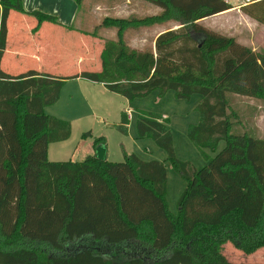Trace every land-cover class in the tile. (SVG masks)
<instances>
[{
  "label": "trees",
  "instance_id": "trees-1",
  "mask_svg": "<svg viewBox=\"0 0 264 264\" xmlns=\"http://www.w3.org/2000/svg\"><path fill=\"white\" fill-rule=\"evenodd\" d=\"M160 11L133 18L104 17L116 30L103 43L100 70L55 76L0 68V264H241L223 246L245 254L264 247V138L233 134L227 93L264 99V53L198 21L229 10L223 0H145ZM77 7L82 0H74ZM56 23L23 0H0V61L10 11ZM264 25V0L241 7ZM175 22L142 50L125 40L129 29ZM81 77L131 101L159 90L175 98L200 95L198 121L186 135L206 164L176 157L169 119L139 111L137 138H150L185 181L177 213L167 204L164 162L124 153L122 161L87 155L49 161L50 143L68 139L69 121L45 113L67 79ZM126 113L118 128L127 131ZM90 135L83 133L82 137ZM224 146L217 151L218 144ZM103 136L93 146H105ZM206 150L214 152L210 156Z\"/></svg>",
  "mask_w": 264,
  "mask_h": 264
},
{
  "label": "rangeland",
  "instance_id": "rangeland-1",
  "mask_svg": "<svg viewBox=\"0 0 264 264\" xmlns=\"http://www.w3.org/2000/svg\"><path fill=\"white\" fill-rule=\"evenodd\" d=\"M159 11V7L145 0H82L77 10L76 19L81 23L80 30L94 36L99 35L105 41L113 39L116 30L114 28L99 26L104 17H144L155 15ZM232 15L207 18L203 21H198V23L221 34L227 36L231 34L239 43L244 45L240 40L245 41V45L256 53H264V25L255 23V27L248 32L243 29L242 25H236L235 19H232ZM230 21L234 22L232 29L229 32H225L227 23ZM237 23L241 24L240 22ZM177 26L175 22H166L165 24L141 27L138 30L129 29L124 34L125 40L130 47L134 46L138 50L140 48L145 49L152 46L153 39L159 31L167 28H176ZM100 44L101 46L103 45L101 42ZM86 68L84 66V69ZM67 95V93H63V98L56 104V107L66 109L68 102L66 99ZM226 95L231 119L235 122V126L231 132L233 134L246 132L251 136L264 138V99L241 96L234 93H227ZM100 98L102 100L101 103H103L101 109H94V111L95 114H104L102 116L105 121H99L100 119L94 117L87 110L85 111L86 117L74 119L71 123L70 139L67 142V144L69 143V151L73 150L77 144L81 147L83 142H93L95 137L103 136L106 141L105 145L108 150L107 160L109 161H122L124 153H136L141 159L145 160L165 158V151L157 147L150 138H137L134 119L130 121V127H127L126 132L118 128L121 122V110H123L125 102H128V105L131 103V108L134 111L133 113L131 112V117L135 119L138 112L142 110L161 115L164 114L169 119V126L173 134V147L178 159L190 161L197 169L206 164L199 151L187 138L185 131L189 124L195 123V120L198 119L195 107L201 98L200 95L194 94L189 100H186L175 98L172 90H168L162 95H159V90H154L149 95L136 97L131 101L121 96H117L113 100L101 96ZM70 106L72 107V104ZM86 132H91L92 138L90 137L91 135L82 137V134ZM223 146L224 142L221 141L217 146V151ZM206 151L210 156L214 155V152ZM76 156L74 157L75 159L78 158L80 160L82 158L80 157L81 155ZM165 165L168 172L167 204L170 212L176 214L177 200L185 187V181L166 160ZM223 253L232 262L264 264V247L257 249L251 254H245L231 243H226L223 246Z\"/></svg>",
  "mask_w": 264,
  "mask_h": 264
},
{
  "label": "crops",
  "instance_id": "crops-1",
  "mask_svg": "<svg viewBox=\"0 0 264 264\" xmlns=\"http://www.w3.org/2000/svg\"><path fill=\"white\" fill-rule=\"evenodd\" d=\"M23 8L25 12L36 10L53 15L57 21L56 23L44 21L39 24L37 29H34L37 25V20L33 16L11 10L7 19L6 46L0 61V68L3 72L10 75H19L28 70H35L55 76H68L81 71L100 70V52L103 47L100 42L103 44L104 40L99 35L94 36L80 30L81 23L76 19L78 7L74 0H23ZM228 14H233L232 19H235L236 25H242L243 29L248 32L255 27V23H258L244 14L241 8L239 10L230 8L207 18ZM233 23V21L227 23L225 32H229L232 29ZM161 32L159 31L155 37ZM228 35L234 37L231 34ZM240 42L244 43V45L246 44L245 41L240 40ZM152 46H154V42H152ZM132 48L135 47L133 46ZM140 50L142 49L140 48ZM84 66L87 68L84 69ZM64 92L68 94V97H66L68 102L66 109H61V107H56V104L62 100ZM100 96L111 100L117 96L123 97L108 90L103 83H97L81 77L70 78L65 81L58 101L45 107L44 111L51 116L69 121L70 125L74 119L86 117V110L91 112L94 117L100 119L99 121H105L102 116L104 114H95L94 111V109H101L103 103H101ZM71 104L72 107L70 106ZM121 106L123 105L121 104ZM121 112L133 113L131 103L128 105V102H125ZM162 115L166 117L164 114ZM127 119L129 121L127 127H130L132 119H134L135 125L134 117ZM197 121L198 119L195 120V123ZM192 123L195 124L194 122ZM90 135L92 138L91 132ZM69 139L70 137L64 141L48 145L47 158L49 161H80L87 155L95 154V147L92 141L83 142L81 147L77 144L73 150L69 151V143L67 144ZM105 147L107 159L108 150L106 145ZM75 155H81L80 157L82 158L80 160L78 158L75 159ZM153 159L162 161L165 165L166 157Z\"/></svg>",
  "mask_w": 264,
  "mask_h": 264
},
{
  "label": "built area",
  "instance_id": "built-area-1",
  "mask_svg": "<svg viewBox=\"0 0 264 264\" xmlns=\"http://www.w3.org/2000/svg\"><path fill=\"white\" fill-rule=\"evenodd\" d=\"M225 3L229 4L232 9L239 10L241 7L246 6L250 3L257 2L260 0H223ZM126 117L130 118L131 114L128 112L126 113Z\"/></svg>",
  "mask_w": 264,
  "mask_h": 264
},
{
  "label": "water",
  "instance_id": "water-1",
  "mask_svg": "<svg viewBox=\"0 0 264 264\" xmlns=\"http://www.w3.org/2000/svg\"><path fill=\"white\" fill-rule=\"evenodd\" d=\"M95 157L99 160H105L106 159V147L103 145H97L95 147Z\"/></svg>",
  "mask_w": 264,
  "mask_h": 264
}]
</instances>
